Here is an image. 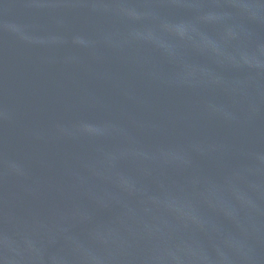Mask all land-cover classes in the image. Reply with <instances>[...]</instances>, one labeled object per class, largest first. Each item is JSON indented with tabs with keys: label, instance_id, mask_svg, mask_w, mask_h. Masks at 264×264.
<instances>
[{
	"label": "water",
	"instance_id": "obj_1",
	"mask_svg": "<svg viewBox=\"0 0 264 264\" xmlns=\"http://www.w3.org/2000/svg\"><path fill=\"white\" fill-rule=\"evenodd\" d=\"M0 264H264V0H0Z\"/></svg>",
	"mask_w": 264,
	"mask_h": 264
}]
</instances>
